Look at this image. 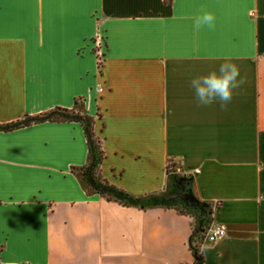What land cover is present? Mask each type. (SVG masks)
I'll list each match as a JSON object with an SVG mask.
<instances>
[{
	"label": "crops",
	"instance_id": "0c3cea01",
	"mask_svg": "<svg viewBox=\"0 0 264 264\" xmlns=\"http://www.w3.org/2000/svg\"><path fill=\"white\" fill-rule=\"evenodd\" d=\"M226 61L245 83L198 107L189 81ZM76 99L143 207L86 196L79 124L0 132V264H194L183 201L225 230L203 264H264V0H0V125Z\"/></svg>",
	"mask_w": 264,
	"mask_h": 264
},
{
	"label": "trees",
	"instance_id": "16d2710c",
	"mask_svg": "<svg viewBox=\"0 0 264 264\" xmlns=\"http://www.w3.org/2000/svg\"><path fill=\"white\" fill-rule=\"evenodd\" d=\"M167 4L170 0H164ZM81 99L74 101V107L71 110L65 109H53L49 112L33 116L26 117L20 121L0 125V132H10L32 125H38L42 123H76L82 128L83 136L87 149V162L86 165L80 169L74 170L82 181L85 194L87 197L101 196L106 201L117 202L124 207H143L137 199L132 198L126 192L116 188L108 183L101 175V164L105 159V154L102 149V141L95 132L94 125L95 120L93 117L86 115L79 109ZM154 200V199H153ZM158 204H164L163 200L157 201ZM168 208L175 209L179 214L187 216L192 221L191 235L188 241V247L192 256L194 257V264H203L201 255L197 253L195 244H199L203 239V234L206 231L209 224V211L204 204H197L192 201L191 204L181 203V207L178 208L172 203L164 204Z\"/></svg>",
	"mask_w": 264,
	"mask_h": 264
},
{
	"label": "clouds",
	"instance_id": "9594fccd",
	"mask_svg": "<svg viewBox=\"0 0 264 264\" xmlns=\"http://www.w3.org/2000/svg\"><path fill=\"white\" fill-rule=\"evenodd\" d=\"M216 17L212 12L204 11L195 18L194 28H215ZM244 78L240 76L239 67L235 63L226 61L219 68L205 75L194 76L189 81L198 107L219 104L225 110L232 101L234 90L243 86ZM24 264H28L25 261Z\"/></svg>",
	"mask_w": 264,
	"mask_h": 264
},
{
	"label": "built area",
	"instance_id": "2783aa9c",
	"mask_svg": "<svg viewBox=\"0 0 264 264\" xmlns=\"http://www.w3.org/2000/svg\"><path fill=\"white\" fill-rule=\"evenodd\" d=\"M103 38L101 36H96L92 40V53L95 57L96 64L98 67L102 65L103 62ZM225 235V230L222 226L211 224L209 222L206 231L203 234V239L199 244H195V249L198 254H200V249L205 244L214 243L218 239L222 238Z\"/></svg>",
	"mask_w": 264,
	"mask_h": 264
}]
</instances>
